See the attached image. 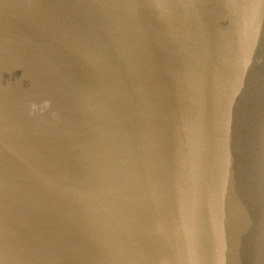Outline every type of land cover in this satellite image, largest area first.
<instances>
[{"label": "water", "instance_id": "95a60500", "mask_svg": "<svg viewBox=\"0 0 264 264\" xmlns=\"http://www.w3.org/2000/svg\"><path fill=\"white\" fill-rule=\"evenodd\" d=\"M0 264H264V0H0Z\"/></svg>", "mask_w": 264, "mask_h": 264}]
</instances>
